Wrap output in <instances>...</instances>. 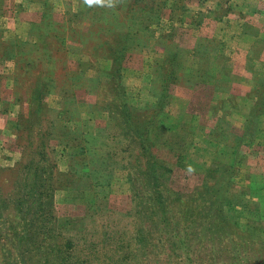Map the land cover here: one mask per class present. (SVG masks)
Here are the masks:
<instances>
[{
  "label": "rangeland",
  "instance_id": "obj_1",
  "mask_svg": "<svg viewBox=\"0 0 264 264\" xmlns=\"http://www.w3.org/2000/svg\"><path fill=\"white\" fill-rule=\"evenodd\" d=\"M259 20L264 0H0V264H264Z\"/></svg>",
  "mask_w": 264,
  "mask_h": 264
},
{
  "label": "trees",
  "instance_id": "obj_2",
  "mask_svg": "<svg viewBox=\"0 0 264 264\" xmlns=\"http://www.w3.org/2000/svg\"><path fill=\"white\" fill-rule=\"evenodd\" d=\"M127 49H128V47L127 46H125V47H122V48H120L119 50H116L117 51V54H116V60H117V62H116V67H121L122 65H121V63H120V58H123V56L125 55V53H126V51H127ZM177 63L178 62H176V66H177ZM119 68L118 69H116V71H118L119 70ZM173 72H175L174 70H171L170 71V73L167 75L168 77H171V76H173L172 74H173ZM169 78H166V80H168ZM122 97V96H121ZM123 98V97H122ZM126 116L127 117H129V119H131L132 117H133V115H132V113H130V112H128V110H126ZM30 207V202L29 203H26L25 204V208L27 209V208H29ZM40 207L38 206V208L36 209V215H37V213H39L42 217H43V220L46 222V219H47V216H50L51 218H55L54 216H52L51 215V213L50 212H48L47 211V213H44V210H40L39 209ZM18 212H20V209L18 210ZM25 212H27L26 210H25ZM26 223H28V220L26 221ZM47 223V222H46ZM35 230H37V234H49L50 233V231L49 230H45V226L44 225H38V224H36L35 225V228L32 230V232H35ZM53 230L54 231H56L57 232V230H56V228H55V222H54V227H53ZM59 232V231H58ZM59 233H61V234H59ZM57 235H56V242H57V245L63 240V238H62V232H59ZM31 234V232L30 231H28L27 232V236L28 235H30ZM26 236V237H27ZM39 246V245H38ZM50 246L49 245H46V248H49ZM58 250H60V249H58ZM61 252V251H60Z\"/></svg>",
  "mask_w": 264,
  "mask_h": 264
},
{
  "label": "crops",
  "instance_id": "obj_3",
  "mask_svg": "<svg viewBox=\"0 0 264 264\" xmlns=\"http://www.w3.org/2000/svg\"><path fill=\"white\" fill-rule=\"evenodd\" d=\"M239 14H242L241 13V11H237ZM260 15H262V12H257V16H259L260 17ZM258 17V18H259ZM229 21H230V19H229ZM258 22H260V24L262 25V27L264 26V21H261V20H259ZM249 52L251 53L252 51L251 50H249Z\"/></svg>",
  "mask_w": 264,
  "mask_h": 264
}]
</instances>
